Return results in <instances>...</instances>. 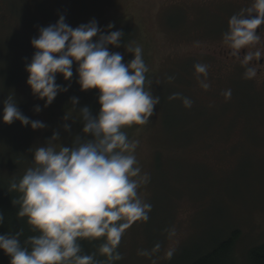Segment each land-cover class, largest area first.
I'll use <instances>...</instances> for the list:
<instances>
[{"label": "rangeland", "instance_id": "374dc122", "mask_svg": "<svg viewBox=\"0 0 264 264\" xmlns=\"http://www.w3.org/2000/svg\"><path fill=\"white\" fill-rule=\"evenodd\" d=\"M244 0H0V170L25 165L32 149L46 145L59 132L70 147L83 124L72 119L64 130V116L87 106L100 111L99 90L82 92L73 64V78L56 83L69 90L53 104L32 95L26 64L35 49L31 40L39 28L58 22L61 15L75 28L95 19L107 31L132 28L133 47L142 48L148 68L146 86L160 103L146 125L124 129L135 150L141 175L150 180L138 189L152 206L147 221H136L122 235L114 264H187L233 232L235 264H249V251L264 244V73L245 78V66L226 53L223 43L229 19L251 7ZM127 64L134 56L114 50ZM207 66V76L194 65ZM249 67V66H248ZM210 85L205 90L197 79ZM25 77V78H24ZM171 78V79H170ZM22 80V81H21ZM158 85H157V84ZM157 85V86H156ZM231 90V97L224 93ZM180 93L191 100L168 97ZM13 95L21 112L47 125L33 131L19 121L3 122V102ZM42 109L34 111L35 106ZM12 165V166H11ZM33 162L25 169L26 173ZM15 168V167H13ZM22 174V173H20ZM4 176H7L3 174ZM159 245V247H156ZM146 251L148 255H140Z\"/></svg>", "mask_w": 264, "mask_h": 264}, {"label": "clouds", "instance_id": "9594fccd", "mask_svg": "<svg viewBox=\"0 0 264 264\" xmlns=\"http://www.w3.org/2000/svg\"><path fill=\"white\" fill-rule=\"evenodd\" d=\"M264 25V0H253L251 7L241 10L229 19V29L223 34V43L231 55L240 58L245 66V78L257 75L256 67H248L260 61L264 52L255 46L261 42L257 29ZM114 24L101 29L95 19L78 27H71L61 15L55 24L39 28V35L31 40L35 49L31 62L26 64L27 85L32 95L50 107L58 94L69 89L56 83L57 75L66 82L73 78V64L78 67L77 83L82 92L99 90L100 111L93 115L85 106L75 112L77 97L71 98L73 109L64 116L83 124L82 136L77 135L70 147L60 142L59 132H53L46 145L32 149L33 166L23 177L10 183L8 191L18 193L13 205L18 206L17 217L25 219L32 235L20 243L23 230L15 234L0 235V250L10 257V264H113L122 256L117 251L122 235L136 221H147L152 206L141 199L138 189L149 182L147 173L141 175L134 155L138 141H130L125 128L146 125L160 103L146 86L147 66L140 46L124 44L125 50L134 56L127 64L119 52L122 31H113ZM197 74L207 76V66L194 65ZM171 79V78H170ZM198 81L207 90L210 85ZM231 97V90L224 93ZM168 99L182 100L186 108L192 106L180 93ZM34 111H42L39 105ZM3 122L11 125L19 121L33 131L47 127L40 120L25 116L13 95L3 102ZM0 213V225L4 224ZM102 241L97 260L96 254H81L79 241ZM30 246V250H29ZM159 247V245H156ZM141 251L140 255H148Z\"/></svg>", "mask_w": 264, "mask_h": 264}, {"label": "trees", "instance_id": "16d2710c", "mask_svg": "<svg viewBox=\"0 0 264 264\" xmlns=\"http://www.w3.org/2000/svg\"><path fill=\"white\" fill-rule=\"evenodd\" d=\"M118 31H122L124 36L122 39V46L120 48H112L114 50H125L124 44L132 43L135 38L136 32L132 28H121ZM25 78V77H24ZM22 81V80H21ZM157 84V83H156ZM158 85V84H157ZM156 85V86H157ZM33 162V156L27 159L25 165L21 168H11L12 171L3 172L0 170V213L4 214V224L0 225V235L15 234L23 230V235L20 236V243L25 246V241L32 235H39L31 231L29 225L25 219H19L17 213L19 211L18 206L13 205V200L18 197V193L9 192L8 188L10 183L15 180L18 182L22 177L25 169ZM12 166V165H11ZM22 173V174H20ZM3 174L7 175L4 176ZM238 234L233 232L227 239L223 240L216 247L209 252L199 255L198 257L191 259L187 264H235L232 258L233 248L237 242ZM82 247L81 254H96V259L99 261H105L107 258L99 255L98 249L102 241H79ZM30 250V246H29ZM249 264H264V244L255 247L249 251L248 254ZM0 264H10V257H8L2 250H0ZM114 264V262H113Z\"/></svg>", "mask_w": 264, "mask_h": 264}, {"label": "flooded vegetation", "instance_id": "af4514ba", "mask_svg": "<svg viewBox=\"0 0 264 264\" xmlns=\"http://www.w3.org/2000/svg\"><path fill=\"white\" fill-rule=\"evenodd\" d=\"M244 1L250 2L253 0H244ZM259 33L261 35V42L258 45H256L255 47L259 48L262 52H264V25H262L261 28L257 29V34H259ZM230 53H231V51H228V53H226V54H227V56H230V59H232L234 61L240 62L243 59L244 50L241 51L240 58L233 57ZM248 66L249 67H253V66L256 67L257 74L261 76L264 73V56H262L260 61L253 60Z\"/></svg>", "mask_w": 264, "mask_h": 264}]
</instances>
